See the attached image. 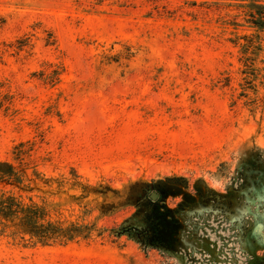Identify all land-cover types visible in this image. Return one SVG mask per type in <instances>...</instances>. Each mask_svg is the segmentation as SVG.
<instances>
[{"label": "rangeland", "instance_id": "obj_1", "mask_svg": "<svg viewBox=\"0 0 264 264\" xmlns=\"http://www.w3.org/2000/svg\"><path fill=\"white\" fill-rule=\"evenodd\" d=\"M251 3L264 21V0H0V160L25 163L24 196L47 219L92 228L51 245L0 233V264L264 257V29ZM152 191L184 223L174 250L120 233Z\"/></svg>", "mask_w": 264, "mask_h": 264}, {"label": "trees", "instance_id": "obj_2", "mask_svg": "<svg viewBox=\"0 0 264 264\" xmlns=\"http://www.w3.org/2000/svg\"><path fill=\"white\" fill-rule=\"evenodd\" d=\"M250 6L253 23L257 28L264 29L260 10L262 5L251 3ZM34 181L28 177L25 163L16 165L11 161L0 160L1 234L8 233L23 245H51L68 243L91 233L92 228L88 223L69 222L65 225L61 221L47 219L46 203L36 202L33 197L26 201L24 193L33 188L31 184ZM159 201L151 200L150 210L141 215L136 214L127 221L126 226L121 227L120 233L132 234L140 242L152 247L174 250L184 223L175 209L166 205L158 206ZM252 260L250 264H264V257L256 256Z\"/></svg>", "mask_w": 264, "mask_h": 264}, {"label": "water", "instance_id": "obj_3", "mask_svg": "<svg viewBox=\"0 0 264 264\" xmlns=\"http://www.w3.org/2000/svg\"><path fill=\"white\" fill-rule=\"evenodd\" d=\"M158 196H159L158 192H156V191H152V192H151V197H152L153 199H157Z\"/></svg>", "mask_w": 264, "mask_h": 264}, {"label": "flooded vegetation", "instance_id": "obj_4", "mask_svg": "<svg viewBox=\"0 0 264 264\" xmlns=\"http://www.w3.org/2000/svg\"><path fill=\"white\" fill-rule=\"evenodd\" d=\"M156 192H157V191H156ZM158 194H159V193H158ZM158 197H159V196H158ZM151 199H153V198L151 197ZM157 199H158V198H157ZM157 199H153V200L155 201V200H157Z\"/></svg>", "mask_w": 264, "mask_h": 264}]
</instances>
